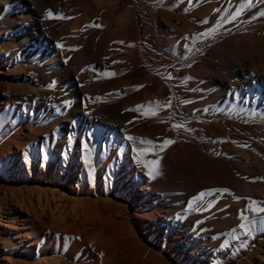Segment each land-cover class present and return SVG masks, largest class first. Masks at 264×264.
Wrapping results in <instances>:
<instances>
[{
    "label": "rangeland",
    "instance_id": "obj_1",
    "mask_svg": "<svg viewBox=\"0 0 264 264\" xmlns=\"http://www.w3.org/2000/svg\"><path fill=\"white\" fill-rule=\"evenodd\" d=\"M192 1L194 0H190L191 4ZM200 1L196 0L198 4H196V8L199 10L197 9V11L195 6L192 7V15L188 22L196 29L195 33L205 35L208 38L211 36L212 42L210 41L205 46H219V44L227 41L223 40L224 38L228 39L231 35L240 34L245 26L251 23L262 26L252 29L253 33L264 34V0H250V3L249 0ZM85 3V5L75 9V7L70 6L69 2L74 19L83 17V10H85L87 4L94 5L92 0H86ZM186 3V0H128L126 8L131 13L134 31L136 30L132 32L135 46L123 45L119 39H113L107 40L106 44L100 47L101 49L95 50L97 60L95 64L86 66V71H88L84 75V79L87 78L85 83L88 81L86 83V88L89 89L88 99L80 98V101L73 102L68 95L62 97L65 94L59 86H56L55 77L50 71L48 69L40 72L38 69L34 71L37 65L36 58L27 56L23 63L30 68L31 71H27L30 74H25L26 76L18 79L19 84L25 85L27 89L24 90L21 86L24 90L23 93H20L16 104L13 105L14 108L12 106L11 110L4 115L3 121L0 122V137L10 132L13 125L17 130L22 129L21 131L27 136L34 133L32 128L41 127L38 136L43 137L44 132L51 129L49 125L55 122L60 123V119L64 117L68 119H63L61 122H76V125L79 124L80 116L70 120V110L79 105L81 109L85 108L84 112L87 117H96L104 124L111 123L119 126L117 133L121 135L120 139H130L134 142L137 155L131 159L130 156L132 155L129 151L128 153L125 152L123 146L117 140L105 142V146L108 148V152L105 153L102 133L94 129L91 130V132L94 131L91 137L78 135L79 137L73 139L74 141H70L72 133L69 130L65 138L58 133H50L48 137L50 144L57 143L65 147L66 145L69 146L68 148L71 150L69 158L65 157L63 162L59 164L56 161L50 163L51 169L46 173V179L48 178L49 182L43 180L42 176L45 174L42 171L40 172L37 165L38 170L36 169V172L42 178L38 184L55 186L56 183H59L58 186L63 187L76 198L80 197L84 202L88 198L89 200L106 199L111 203L114 202L117 206H121L125 212L130 214L132 220L130 226L133 232L127 235L125 241L127 249L125 250V247H123V254L118 255L122 262L118 263L115 258V260L105 259L102 264H124L125 262V264H131L132 262V264H148L147 261H149V264L152 261L153 264H212V259L215 258V256H212L214 252L219 256H225L229 252L226 247L228 242L227 231L232 227L228 226V230L226 228L215 230L216 223L214 220H210L211 217H208L209 220H207V217L203 215V209L207 210V208L212 207L214 201L205 203L210 200L208 199L211 197L209 195L199 197L205 191H234L236 184L228 181L229 169L227 170L223 166V170L219 172L217 170L219 166L216 162L206 160L202 156L199 147L204 143L209 147L216 145V149H210V151L208 149L207 154L214 157L220 156L222 142H204L201 140L204 131L210 133L219 124H223L230 119L233 121L240 120L242 123L258 121L261 118L263 120L264 111L260 110L257 115L246 117L239 115L230 117L224 113L229 109H237L238 111L241 109L234 105L229 106V103L226 102L228 92L232 88L236 89L234 67L231 65L229 71L223 70L220 65L224 57H221L215 51L204 54L203 51H206V48L203 47L202 43L197 42L186 55H183L185 53L183 49L180 50L177 57L179 59L174 60L173 57L171 58L166 45H164L165 37L175 29L173 31L175 32L174 36H178L180 40L182 35V27L180 26L186 23V19L184 20L179 16L185 15L186 7L184 6H186ZM71 5L74 6L75 4ZM94 6L96 7V5ZM99 7L101 8L100 11L94 9V11L96 10L94 12L92 10L94 14L98 13L95 14L94 20L92 18L91 21L82 22L84 36L92 38L96 43L102 41L104 33L109 34L107 28L113 24L109 12V3L100 4ZM205 10L208 12H205ZM237 13H239L238 16ZM169 14H171V19ZM234 14H236V19L231 18ZM202 15L204 16L203 20ZM105 17L109 20L106 26L102 23ZM1 22L3 23L4 20L0 19V25ZM93 25H100V27ZM223 33L227 34L222 36ZM149 44L152 47H149ZM199 50L202 53L200 55L195 54ZM33 73H35V76H30ZM169 80L170 82L174 81L172 84L176 89H173V91L169 88ZM176 82L181 83L182 87L181 84ZM29 87L34 88L35 92L29 91ZM177 88L182 92L178 91ZM216 92H220L221 97H217ZM82 99H86L85 103L87 100L88 102L85 104ZM148 105H151V108ZM174 125H179V127H174ZM42 127L45 130H42ZM188 128H190L189 131H187ZM200 129L202 130L200 131ZM232 131L233 129L228 131L230 132L228 136H231L228 149L234 153L230 157H238L244 149L245 152L250 154L254 152L264 156L262 155L264 154V138L262 140L251 138V134L250 137L249 134L246 136V133ZM234 134L237 135L236 138ZM189 136H191V139ZM242 136L246 140L242 141ZM237 137H241V139ZM238 140L242 142L240 143ZM25 141L28 149L33 146L43 148L36 137L33 139L26 137ZM165 141H172V143L165 144ZM255 141H258L257 144L259 141L262 144L257 145ZM82 147L83 150H81ZM196 148L199 149L194 150ZM45 150L47 156H50L52 152L50 145H47ZM1 158L3 157L0 156ZM152 161L157 163L152 165L150 164ZM4 166L5 164L0 165V264H78L75 261L77 259L81 260L84 255L83 259L86 261L81 260L83 261L82 264H92L88 260H92L95 252L91 254L93 250L90 246H87L88 244L78 254L76 252L78 249H74L77 243L74 241H79L77 237L62 232H59L62 234L61 236L56 237L54 232L49 231L50 228L41 227L39 223H42V219L39 215H31L22 208L19 195L21 193L26 195L29 182L20 180L17 177L13 178L10 175H4ZM80 169L84 171L86 177L83 183L69 177V174H72V172L77 174ZM53 179H57V182L53 183ZM151 185L152 187H150ZM159 188L163 192L159 193ZM147 199L148 201H146ZM199 201L200 203H198ZM145 204H152V206L142 210L140 206H146ZM158 205L161 206L160 214L155 213L154 216L140 217L147 213L153 214L156 210L154 209L155 206ZM250 206L251 204L246 207L247 210L250 209L246 211L249 215L253 214L256 205L253 204L254 208ZM257 206L255 212H258V215L264 214V211H261V209H264L263 204H259L260 209ZM165 210L169 213L164 214ZM261 218L260 223L255 224V228L264 231V216ZM45 219L49 218L46 216ZM196 225L198 226L194 229ZM116 226L119 230L120 225ZM191 226H193L192 231L186 230L187 227ZM242 230L246 232V229ZM28 241L31 244L32 252H26L22 249L23 244ZM142 246L143 253H141ZM80 255H83V257H80ZM143 255L144 257H141ZM102 256L103 254H101ZM96 262H99V258H96ZM223 263H225V258H221L219 261V264Z\"/></svg>",
    "mask_w": 264,
    "mask_h": 264
},
{
    "label": "bare ground",
    "instance_id": "obj_2",
    "mask_svg": "<svg viewBox=\"0 0 264 264\" xmlns=\"http://www.w3.org/2000/svg\"><path fill=\"white\" fill-rule=\"evenodd\" d=\"M186 1V6H184L186 7L185 15L179 16L184 18V20L186 19V23L183 26H180L182 27V35L180 37V40L178 36H174L175 32L173 31L175 29L169 34H167L166 37L164 36V45H166L167 51L170 53L171 58H174V60L179 59L177 57L180 53V50L183 49L185 51L183 55H186L192 50V48L196 45L197 42L202 43L204 47L211 41V36L208 38L205 35L194 32L196 29H194V26H192L188 21L192 15V7L195 6V9L197 10L198 8L196 7L198 4L196 0L192 1V4L190 0ZM69 2L70 6L75 7V9L86 4V0H0V19L4 20V22H1L0 25V122L3 121L4 115L11 110V107L16 104L17 98L20 93H23V91L27 89L25 85L23 86V84H19L18 80L19 78L30 74L27 73V71H31L30 68L23 63L24 59L27 56H30L31 58H36L37 65L35 66L34 71H37L38 69L40 72L44 69H48L50 73L55 77L57 84L56 86H59L61 91H63V93L65 94L62 95V97L68 95L73 102H76L78 100L80 101V98H87V96L89 95L87 94L89 92V89L86 88V83L88 81H86L85 83V80L87 78L84 79V75H86L85 72L88 71H86V66H88L89 64H95V61L97 60L95 50H97L98 48L101 49L100 47L106 44L107 40L109 41L113 39H119L123 45L135 46V41L132 37L134 25L132 23L131 13L129 9L126 8V3L128 2V0H92V3H94L96 7L92 3V5H89L90 3L87 4L85 10H83V17L80 19H74L75 17H72L73 13L72 8L69 6ZM107 2L109 3V12L113 20V24L112 26L109 25V27L107 28L109 34L107 35L106 33H104L102 41L96 43V41L94 42L92 38L84 36V32L82 30V22H87L88 20L91 21L92 18L94 20V17H96V15L98 14L95 13V15L94 12H96V10H101L99 5L107 4ZM71 4L75 5L73 6ZM94 9L96 10L94 11ZM207 10H205V12L209 11ZM170 17L171 14H169V18ZM203 17L204 16L202 15V20ZM233 17H236V14L231 16V18ZM108 21L109 20L107 19V17H105L102 20L103 25L106 26L108 24ZM113 26L115 27V29L113 28ZM260 27L262 26L258 24H248L243 30L241 29L242 31L240 34H237L236 36L231 35V38L229 37L228 39L224 38L223 40L227 41L219 44V46H205L206 51H203L204 54H208L210 52L215 51L221 57H224L220 65L223 70L227 71L231 67V65L234 67L233 71L236 76L234 78L236 89L232 88L231 90L233 91L230 90L228 92L226 102L229 103V106L234 105L236 107H240L241 109H239V111L237 109L226 110L224 113H226L230 117L234 115L244 117L254 116L257 115L260 110L264 111V34L260 35L252 32V29ZM229 28H231V26H229ZM223 31L225 30L223 29ZM226 34L223 33L221 35L223 36ZM177 38L178 40H176ZM150 45L151 44H149V47H152ZM201 53L202 51L199 50L195 54L200 55ZM34 74L35 73L31 74L30 76H33ZM174 81L172 82L174 83ZM172 82H170L169 80V88L173 91V89L175 90L176 88H174V84H172ZM177 84L181 83L178 82ZM180 86L182 87V84ZM33 89L34 88L32 87L28 88L29 91H34ZM177 89L178 91L182 92V90H180L179 88ZM215 95L219 97L220 92H216ZM85 100L86 99H82L84 103ZM40 105H42V103H40ZM84 110L85 108L81 109L79 105H77L76 108L70 110L72 115H70V120L80 116V121L77 125L75 124L76 122H61V120L66 119L67 117L60 119V123L55 122L52 125H49L51 129L48 128L49 130L44 132L45 135L43 137L45 139L43 137L38 136V132L41 130V127H37L35 129L32 128V131L34 133L27 136L21 131L22 129L17 130V128L13 125L10 132H7L6 134H3L0 137V156L3 157L0 159V165L5 164L4 175H10L13 178L17 177L20 180H26L27 182H29L27 186L26 195H24L25 193H21L19 195L20 197L18 195L15 196L19 197V201L22 205V208L25 211H27L31 215L36 214L37 216L39 215L41 217L42 223L40 222L39 224L42 228H44L45 226L46 228H50L49 231H52V233L54 232V234H56V237L62 235L59 232H62L63 234L65 233L67 235L72 234L77 237L79 241L75 238V240L77 241L74 242L77 243L74 249H78V251H76L78 254L79 251L83 250V248L90 246V248L93 250L91 254L95 252L93 258L90 257L92 258V260H88L92 262V264H102L105 259L115 260V258L118 263H121L122 260L118 257V255L122 253L123 247H125V250L127 249V247L125 246L127 235L133 232V229L131 230L130 226L132 220L128 212H125L121 206H117L114 202L111 203L106 199L89 200L88 198V200L86 199L87 201L84 202L83 199H81L80 197V199L76 198L71 193H68L67 190H65L63 187L58 186L59 183H56L55 186H45L38 184L39 180H41L42 178L43 180L49 182V179H46V173H48L51 169L50 163H52L53 161L58 162V164L63 162L65 157L69 158L71 151L68 148L69 146L67 145L65 147L57 143L50 144L48 142V137L50 133H58L63 138H65L67 137L66 134H68L69 130L72 133L71 140H69L74 141L73 139L79 137L78 135H83V137H91V134L94 133V131L91 132V130L94 129L97 130V132L102 133V136L104 138L105 153L108 152V148L107 146H105V142L109 140L111 142L113 140H117L120 145L123 146V150H125V152L127 153L129 151L130 155H132L130 156L131 159L132 157H135V155H137L135 153L134 142L132 140L124 138L120 139L121 135H118L117 133V129L119 128V126H116L115 124L111 123L104 124V122H101V120L96 119V117H87L85 115L86 113L84 112ZM69 126H71V128H69ZM43 127L42 130H45ZM189 129L190 128H188L187 131H189ZM202 129H200V131ZM232 129L233 131H237L242 134L246 133V136L247 134H249L250 137L252 135L251 138L254 137L256 139L262 140L264 138V119L262 120L261 118L258 121L254 120L248 123H242L240 120L233 121L230 119L224 122L223 124H219L216 128H214V130H211L210 133H207L204 130L203 133L202 131L203 138L201 140H203L204 142L212 141L213 143H216L220 141L223 144L221 146L220 156L215 157L207 154V150L209 149L210 151V149H216V145L212 147L206 146L205 143L200 145L199 148L202 151V156H204L205 159L210 162H216L217 166H219V168L217 167V170L219 172L223 170V166H225L227 170L229 169V175H227L228 181L236 184V189L234 191L230 190L229 188L230 192L228 190L205 191V195H209L211 197L208 198L210 200L204 202L208 203L214 201V204L212 205V207L207 208V210H204L202 208L203 215L207 217V220H209L208 217L212 218H210V220H214V222L216 223V226L214 227L216 228L215 230H217V228H226V230H228V226L232 227L227 231L228 242L226 244V247L229 252L225 256H219L216 252H214L212 256H215V258L212 259V264H219L221 258H225V263L223 264H264V231L255 228V224L260 223V220H262L261 217L264 216V214L258 215V212H255L257 205L259 206V204L262 203L264 206V156L258 155L254 152V154H250L248 152H245L244 149V151H242L238 157H230V155L234 153H232L233 151L230 152L228 149L229 138H231L230 135V137L228 136V134L230 133L228 131H231ZM258 130L260 131L259 133ZM236 134H234L235 138L237 136ZM25 135L26 137H28V139H33L36 137V139L40 141L43 148L40 149L36 148L35 146L29 149L26 148L27 142L25 141ZM190 137L191 136H189V138ZM242 137L243 139L239 137L242 141L246 140L244 136ZM194 139L198 138L196 137ZM191 141L189 142L192 143L193 141ZM238 141L240 143L242 142L240 140ZM260 141L259 143L262 144ZM256 142L258 141H255V144H257ZM47 145H50V149L52 150L50 156H47L45 152ZM207 145L209 144L207 143ZM199 148H196L194 150H197ZM255 148L257 149L256 146ZM81 150H83V147L81 148ZM150 152L153 151L150 150ZM37 165L39 166L40 172L42 171V173L45 174L42 176V178L41 176H38V173L36 172V169L38 170ZM69 177H72V179L79 183H83L86 180V177L84 176V171L81 169L77 174L76 172H72V174H69ZM52 181L53 183L57 182V179H53ZM150 187H152V185ZM161 189L159 190V193L163 192ZM146 201H148V199ZM198 203H200V201ZM249 204H251L250 207H253V204L256 205L254 206L255 208L253 207L255 211L252 212L253 214L251 215H249L248 212V215L246 213V211L250 210L246 209ZM145 205L146 206H140L142 210L151 208L152 206V204ZM258 208L260 209V207ZM154 209L156 210H154L155 212H153V214L147 213L140 217H150L151 215L154 216L155 213H161L160 205L155 206ZM165 213L167 214L169 212H166L165 210L164 214ZM46 216L49 219H45ZM136 216H138V214H136ZM163 216L167 217L166 215ZM203 222H201V224H203ZM116 225H120L119 230L117 229L118 227ZM197 226L198 225H196L194 229H196ZM192 227L193 226L187 227L186 230L192 231ZM242 229H246V232ZM138 243L137 245H139ZM86 244L88 245L86 246ZM22 249L26 250V252H32V247L29 241L23 244ZM143 252L144 250L142 246L141 253ZM101 254H103L102 257ZM81 256L83 257V255H80V257ZM138 257L140 258V256ZM141 257H144V255ZM83 258L81 260H84ZM96 258H99V262H96ZM81 260L77 259L75 263L77 262L78 264H82L83 261ZM147 262L149 264V261ZM151 264H153V261Z\"/></svg>",
    "mask_w": 264,
    "mask_h": 264
},
{
    "label": "snow or ice",
    "instance_id": "obj_3",
    "mask_svg": "<svg viewBox=\"0 0 264 264\" xmlns=\"http://www.w3.org/2000/svg\"><path fill=\"white\" fill-rule=\"evenodd\" d=\"M249 3H250V0H249ZM237 15H239V13H237ZM233 18H235V17H233ZM93 26L100 27V25H93ZM139 107H145V106H139ZM148 107L151 108V105H148ZM152 114L154 115L155 113L153 112ZM174 127H179V125H174ZM142 143H144V141H142ZM170 143H172V141H165V144H170ZM150 163L151 164H156L157 162L156 161H152ZM203 195H205V193L200 194V197L199 198H202ZM261 211H264V209H261Z\"/></svg>",
    "mask_w": 264,
    "mask_h": 264
}]
</instances>
